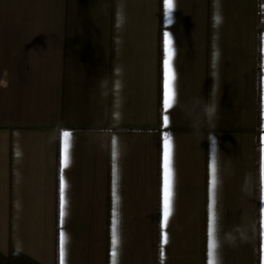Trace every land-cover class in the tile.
Masks as SVG:
<instances>
[{
    "label": "crops",
    "instance_id": "0c3cea01",
    "mask_svg": "<svg viewBox=\"0 0 264 264\" xmlns=\"http://www.w3.org/2000/svg\"><path fill=\"white\" fill-rule=\"evenodd\" d=\"M262 221L264 0H0V264H264Z\"/></svg>",
    "mask_w": 264,
    "mask_h": 264
},
{
    "label": "snow or ice",
    "instance_id": "6c2138e0",
    "mask_svg": "<svg viewBox=\"0 0 264 264\" xmlns=\"http://www.w3.org/2000/svg\"><path fill=\"white\" fill-rule=\"evenodd\" d=\"M173 7V0H168V8L171 11ZM165 41V51H166V59L163 62V109L167 113L169 109H171L174 106L175 103V72L173 69V45H172V38L168 36L167 34L164 37ZM169 124V117L165 115L163 117V125L164 127H167ZM64 157H63V163L66 167L68 165L69 161V133L65 132L64 134ZM164 151H163V221L165 227L167 226L168 218L172 213V204H173V184H174V170L172 166V140L169 135L164 136V145H163ZM115 158V154H114ZM217 167L215 162L212 164L211 168V189L213 192V204H214V194L217 186ZM64 214V183L62 179L61 183V215ZM215 213H213V224L215 223ZM262 227H264V221H262ZM115 223L113 225V244L116 243L115 240ZM165 243L167 242V237L165 235L164 237ZM217 247V243L215 239H213L211 248H212V255L214 257L212 264H216L215 260V249ZM115 251L113 252V255L115 256ZM64 255V237L61 236V258H63Z\"/></svg>",
    "mask_w": 264,
    "mask_h": 264
}]
</instances>
